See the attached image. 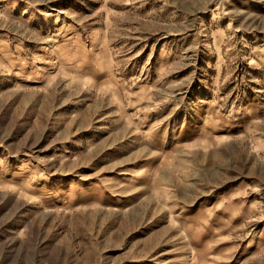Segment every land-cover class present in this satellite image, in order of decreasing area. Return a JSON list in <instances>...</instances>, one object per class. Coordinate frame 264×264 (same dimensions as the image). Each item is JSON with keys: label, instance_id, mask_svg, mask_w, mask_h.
<instances>
[{"label": "rangeland", "instance_id": "obj_1", "mask_svg": "<svg viewBox=\"0 0 264 264\" xmlns=\"http://www.w3.org/2000/svg\"><path fill=\"white\" fill-rule=\"evenodd\" d=\"M0 264H264V0H0Z\"/></svg>", "mask_w": 264, "mask_h": 264}, {"label": "bare ground", "instance_id": "obj_2", "mask_svg": "<svg viewBox=\"0 0 264 264\" xmlns=\"http://www.w3.org/2000/svg\"><path fill=\"white\" fill-rule=\"evenodd\" d=\"M52 34V33H51Z\"/></svg>", "mask_w": 264, "mask_h": 264}]
</instances>
